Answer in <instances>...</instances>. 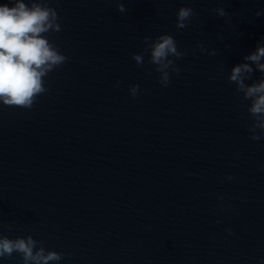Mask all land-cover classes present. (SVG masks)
<instances>
[{"label":"water","instance_id":"water-1","mask_svg":"<svg viewBox=\"0 0 264 264\" xmlns=\"http://www.w3.org/2000/svg\"><path fill=\"white\" fill-rule=\"evenodd\" d=\"M48 2L61 25L49 40L68 61L31 110L0 106V235H31L70 264H257L264 139H249L227 75L264 37V0ZM180 7L195 12L184 29ZM162 34L185 53L168 87L132 60Z\"/></svg>","mask_w":264,"mask_h":264},{"label":"clouds","instance_id":"clouds-1","mask_svg":"<svg viewBox=\"0 0 264 264\" xmlns=\"http://www.w3.org/2000/svg\"><path fill=\"white\" fill-rule=\"evenodd\" d=\"M117 11L124 13V4H118ZM214 12L220 18L227 16L223 7L214 9ZM255 15L260 17L264 12L257 11ZM194 16L192 8L180 7L176 12L175 27L184 29ZM60 31L58 13L48 0H7L0 3V106L31 110L37 98L48 91L44 86L45 78L68 61L59 46L49 40L50 33ZM217 39L223 40V37L218 35ZM143 44V54H134L132 60L137 67L145 62L154 66L159 74L158 83L168 87L170 73L178 75L180 72L175 61L182 59L185 53L178 50L174 37L168 34L155 39L146 36ZM197 48L201 54L217 55L215 49L209 51L200 44ZM242 61L230 69L227 80L235 85L236 92L247 102L246 112L251 120L249 139L260 141L264 139V37L252 52L242 57ZM255 73L259 76L253 79ZM140 91L138 84L132 85L128 90L129 96L135 99ZM259 171L264 173V166ZM225 179L231 182L233 176ZM217 199L222 201L224 198L218 196ZM226 231L233 234L231 229ZM13 253L21 258L22 264H60L62 260L70 264L72 258L71 254L46 251L31 235L15 239L0 235V261L7 260ZM257 264H264V258L258 259Z\"/></svg>","mask_w":264,"mask_h":264}]
</instances>
